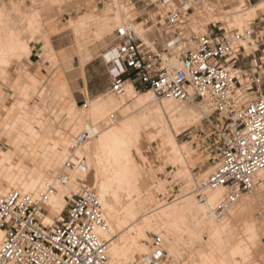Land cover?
Listing matches in <instances>:
<instances>
[{"label": "built area", "instance_id": "1", "mask_svg": "<svg viewBox=\"0 0 264 264\" xmlns=\"http://www.w3.org/2000/svg\"><path fill=\"white\" fill-rule=\"evenodd\" d=\"M173 1L175 7L156 22L169 37L162 52L155 48L157 40L141 39L133 24L115 31L118 44L108 59L110 91L123 95L130 83L134 90L151 91L156 99L206 104L217 115L206 137L215 169L194 194L201 201L205 191L225 189L214 210L220 219L256 188L257 175L264 170V20H254L253 25L261 27L252 25L246 31L214 24L197 35L190 33L191 8L185 9L183 0ZM158 2L168 7L166 0ZM248 92L255 100L246 99ZM86 138L82 133L75 142ZM74 166L71 159L65 164L67 169ZM50 191L46 187L36 196L11 190L0 196V231L5 233L0 264H108V243L97 233L105 222L96 190L83 185L59 219L45 226L42 217ZM162 244L160 236H153L151 253L135 264H169Z\"/></svg>", "mask_w": 264, "mask_h": 264}, {"label": "rangeland", "instance_id": "2", "mask_svg": "<svg viewBox=\"0 0 264 264\" xmlns=\"http://www.w3.org/2000/svg\"><path fill=\"white\" fill-rule=\"evenodd\" d=\"M158 1L159 0H0V28L3 34H9L11 32L17 36L19 41L26 42L30 47V52H32L34 48H41L42 53L39 52V55L50 63L51 69L49 75L53 76L58 72L59 65L54 56L49 54L50 45H47L49 42V24L55 21V35L67 36L68 39L77 46L79 52L86 50L92 45H104L105 47L106 45H115L117 43L115 31L128 24H133L135 28L137 27L138 34H141H139L140 38L146 41L147 39L145 38V35L151 30V28L146 29L144 26L142 29L141 25H139L142 22L141 16L143 13H149L152 17L160 14V16L163 17L166 10L175 7L174 5H171L170 7L163 9ZM131 3L135 7V13L129 12V14L124 17L126 19L124 22L119 19L117 25L106 30L99 29V26L95 24L94 21L100 19L106 12H108L110 18L118 19L120 4L126 5ZM252 7L254 6L246 4L244 0H194L193 6L190 7L193 11V14L190 16L192 21L190 24V33L197 35L205 34L207 31L211 30V26L214 24L227 31L249 30L252 27L254 20L259 17V12L257 13L258 10H256L255 14L250 12ZM261 8L264 9V5ZM77 18H80L79 21H82L81 25L77 27L79 30V32L77 31L78 33L70 24L71 20H76ZM84 23H86L85 25L87 26H85ZM43 41H47V44H43ZM252 47L255 48L254 45H252ZM30 55L31 54L25 56L20 61L12 63L11 65H0V150L3 149L12 154L13 164H21L26 170L33 167L35 169L34 175L36 177L42 172V185L36 189V191L40 192L43 189L45 190L46 187L51 186V188H53V182L55 183V188H58V185L61 184L58 182H63L64 177L69 175L70 172L64 169V160L57 167L54 164L50 166L48 162L43 160L41 158V152L35 149L34 144L29 141V136H22L28 140L27 142L22 140L20 143L18 142L19 138H17V131L21 129L20 125H24L25 116L28 114L27 110L31 111L34 107L40 108L41 111L28 114L27 120L29 122L38 121L40 123V133L42 130H45L50 134V137L53 138L54 141L59 140L62 144L64 139L67 145L70 144V147L68 146L66 151L69 156L66 154V157L71 158L73 155V159H71L74 162V158L78 161L81 160L79 155H75L78 151L77 149H81L84 143L92 142L98 137V135H93L92 133V135L86 139L87 141L85 140V142L77 144L75 142L76 137L84 133L87 126H90L92 129L95 128L98 133H101L107 129L106 127L116 125L119 121L117 113L126 110V108H131L135 100L140 96H143V94L147 93L149 90L137 88L134 90L133 98L116 95L112 92L107 93L101 98L113 103L115 107L118 108V111L115 107V111L111 108V111L108 114L106 113L101 119L100 117L99 119L96 117L93 121L91 119H86V122V120L84 119L83 121L82 118L83 106L77 107V111H74L71 117L68 116L65 109L64 111L55 109L53 106L55 99H52L50 93L42 83V76L32 75L36 82L33 84L31 80H25L27 84H31L26 85L23 88L10 84L16 80L18 86V78L23 77L24 72L27 74L29 70H32V68H30ZM244 85L245 87H249V84ZM128 88L129 87L126 88L125 86L126 93ZM40 92H42L41 96ZM245 96L248 101H253L256 98L255 94H251V92L245 93ZM152 97L154 98L153 95ZM165 100L167 101V99L154 98L157 105H161ZM155 102L154 104H156ZM173 102H181L187 106H192L201 114L196 122L194 121L193 123L186 125V127L183 126L184 128L180 135L176 136L177 144L184 146L185 162L183 163V167L186 168L184 169L186 170V173L183 174V171L178 166L172 164L167 165V149L162 147L159 144V141L149 143L144 139L141 142V151L147 159V162H142V159L135 155L137 162L143 169V172H141L139 189L143 193L149 189L151 194V199L149 197L146 198L143 214L155 209L156 206L170 205L180 202L177 201V198H179L183 192L187 193V191H189L188 193L190 194V191L194 190L193 188H195V184L206 179L215 169L214 160L212 159L210 163H207L204 168L202 167L200 169L195 168V160H198L203 155L200 145L201 143H207L208 140L206 137L210 132L209 122L217 121V115L213 113L210 107L200 102L188 103L175 100ZM18 103L20 105H18ZM16 104L17 106H15L12 113L10 107ZM132 110L133 109L128 112L131 113ZM163 112L165 111L162 110V113ZM9 114H12L13 117L19 115L16 120L20 125L14 131L4 128ZM109 115L112 118H110ZM163 115L167 116L166 113H163ZM94 121L95 123H93ZM46 126L51 128L47 131ZM198 133H201V136L198 137ZM71 144L73 146H71ZM72 147L75 150L72 151ZM74 164L76 165L75 162ZM82 164H84L83 161ZM88 166V168H83L82 171H80L79 178L81 184L78 188L72 189L67 193V197H69L68 203L71 197L76 194L83 185L91 187L94 177L92 170L89 169L91 165L89 164ZM46 167L49 169H46ZM178 168L180 170H178ZM42 170H45V173ZM188 171L190 172L188 173ZM189 175L192 176L190 177ZM263 176L264 174L260 177L258 176L256 188L240 199H254L255 205L251 211V215L253 216L251 222H253V226L258 227L260 235L258 236L257 246L251 257L249 252L246 251L247 249L245 250L247 247L243 244V230L241 221L238 219L230 242L233 246L237 245L236 259L239 264H264V186L262 185L263 181L261 179ZM189 184L193 185H191L192 188H190L191 186L188 188L185 187L189 186ZM3 185L4 182L0 180V187ZM152 187H154V190ZM184 188H187V190ZM189 194V199H196L195 195ZM193 199L192 201L195 204L196 202H194ZM175 200L177 202H175ZM68 203L62 204L61 213L66 211ZM195 206H197V204H195ZM233 211L237 212L238 209L235 208ZM191 212L193 214L189 216L188 219L189 230L185 235L186 237L181 238L172 230L165 231L161 229L162 231H159L160 229H154L155 231L153 232L156 233L145 231L146 239L143 241V244L147 246L148 251L143 255L151 253V240L153 236L158 235L163 241L162 247L166 252L167 263L190 264L191 262H195V264H203L199 256L202 254L207 256L211 254L214 251L215 243L211 237L209 222L206 221L203 222V224H200L202 216L195 211L194 207H192ZM227 214L228 216L225 217V220L223 218L220 222L213 221H215V223H223L230 218L229 213ZM44 215H51L52 221L54 219L55 221L59 219L58 216L49 211L48 207H45ZM140 216L141 214L138 215V219L135 221L130 220L128 224H138ZM128 249L129 248L127 247L125 248L126 251ZM170 250H177V254L171 256L169 252ZM110 254L111 252L109 251V255ZM139 257L136 256L133 260L132 254L127 253L123 260H116L111 263L135 264L142 260V257L144 256ZM109 258L111 259V255L108 259Z\"/></svg>", "mask_w": 264, "mask_h": 264}, {"label": "bare ground", "instance_id": "3", "mask_svg": "<svg viewBox=\"0 0 264 264\" xmlns=\"http://www.w3.org/2000/svg\"><path fill=\"white\" fill-rule=\"evenodd\" d=\"M166 1L169 3L168 7L175 3L173 0ZM183 3L185 9L190 8L193 6L194 0H183ZM263 5L264 3H260L252 7L250 12L255 14L256 10L261 9ZM129 12L135 13V7L132 3L126 5L120 4L118 19L110 18L108 12H106L100 19L95 18L96 21L94 22L99 26V29L106 30L117 25L119 19L124 22L126 20L124 17L127 16ZM79 19L80 18L70 21L71 27H74L76 32H79L77 27L81 25L82 22L79 21ZM85 24L86 23H84V25ZM141 28L143 29V26H141ZM135 29L138 28L136 27ZM29 53V45L26 42L19 41L17 36L11 32L9 34H3L0 28V65L8 66L12 63H16L25 56H28ZM111 56H113V53L109 51L106 53L105 58L108 60ZM172 64L173 66H178L176 62ZM240 81L242 82V80ZM125 86L129 88L126 93L124 87L123 96L133 98V86L130 83H126ZM151 93V91H148L143 94V96L137 98L131 108H126V110L117 113V118L119 120H117L118 125L116 123V125H107V129L101 133H98L95 128L92 129L90 126H87L84 130V133L87 134V138H89L92 133L93 135H98V137L92 142L84 143V145L82 144L83 146L81 149H77L78 151L75 155L80 156L81 162H78L74 158L76 165L73 169L65 168L66 162L73 157V155L71 158L66 157V151L68 146L70 147V144L67 145L65 140H63L62 144L56 143L45 130H42V132H44L40 133V123L38 121L29 122L27 120L28 114L25 116L24 125H20L17 122L16 119L19 115L13 117L12 114H9L4 128L14 131L20 125L21 129L17 131V138H19L18 142L20 143L21 140L27 142L28 140L22 136H29V141L34 144L35 149L41 152V158L48 162L50 166L54 164L57 167L64 160V169L68 170L70 174L64 177L63 182H58L61 183L58 185V188H55V183L53 182V188H51V186L49 187L51 191L47 195L46 200V206L49 208V211L58 217H60L62 212V203L65 201L64 196L71 191V188H78L81 184L79 178L80 171H82L83 168H88L89 164L91 165L89 169L92 170L94 178L90 188L96 190V194L102 206V214L105 222V228H98L97 233L101 239L108 243L107 256L110 251L112 259H108V264H112L113 261L116 260H123L127 253L132 254L133 260L136 256L145 257L149 255H143L148 251L147 246L143 244V241L146 239L145 231L153 232L157 229H160L159 231H162L161 229L165 231L172 230L177 236L181 238L186 237L185 235L189 230L188 219L189 216L193 214L191 212L192 207L202 216L200 224L206 221L209 222L211 237L215 243L214 251L211 254L208 256L203 254L199 256L203 264H239L236 259L237 245L233 246L230 242L238 219L241 221L242 225V235L244 236L243 244L247 247L245 250L247 249L246 251H248L249 255L252 257L253 251L257 246L258 236L260 235L258 227L253 226V222H251L253 217L251 211L255 205L254 199L246 200L248 199L246 198L240 200L242 196L228 209L227 213H229L230 218L223 223H215V221L220 222L223 218L225 220V217L228 216L227 213V215L225 214L220 219L214 215L217 204L226 194V190L222 188L205 191L201 201H199L196 196L195 200L193 198L189 199V191H187V193L183 192L182 195L177 198V201L180 202L175 200L177 203L156 206L155 209L143 214L146 198L149 197L151 199V194L149 189L144 191V193L139 189V182L143 169L137 162L135 155L139 156L142 162H147V159L141 151V142L144 139L149 143L159 141V144L167 149V165L172 164L180 167L184 174L186 173V170H184L186 168L183 167V163L185 162L184 146L177 144L176 136L180 135L186 125L194 121L196 122V120L200 118L199 115H201L196 108L187 106L181 102H173L174 100L172 101L170 99H167V101L165 100L161 105H157L154 101L155 97L153 98V93L152 95ZM153 101L156 104H154ZM18 105L20 104L18 103ZM15 106H17V104L10 107L12 113ZM85 106L82 112L83 121L84 119H91L93 121L96 117H98V119L100 117L101 119V117H104L106 113L108 114L111 111V108L114 109V111L115 108H117L113 103L108 100H103L102 98L91 101ZM131 109H133L132 112H128ZM162 110L165 111L163 113H166L167 116L163 115ZM66 111L68 116L71 117L72 113L77 111V108L68 107ZM109 117L112 118L110 115ZM93 123H95V121ZM71 146L73 145L71 144ZM12 159L13 156L10 152L3 149L0 150V180L4 182V185L0 187V196L7 194L11 190H17L25 194H33L36 196L40 192H43L44 189L40 192L36 191V189L42 185V172L36 177L33 167L26 170L21 164H13ZM82 161L84 164H82ZM180 169L178 168V170ZM189 172L190 171H188V173ZM262 174H264V170L257 175V179L258 176L260 177ZM189 176L191 177L192 175ZM261 179L263 181L262 185L264 186V176ZM202 181L195 184V188L198 187ZM191 185L192 184H189V186L185 187L188 188ZM192 186L190 188H192ZM187 188L184 189L187 190ZM152 189L154 190V187H152ZM190 192L191 195H195L194 190ZM192 199L196 202L195 204H197V206H195ZM235 208L238 209L237 212L233 211ZM139 214H141V216L139 217L138 224H128L130 220L135 221L138 219ZM51 219V215H43L42 222L45 226L53 225L55 219L53 221ZM4 236L5 233L0 231V245L4 240ZM126 247L129 248L127 251L125 250ZM169 252L171 256L177 254V250H170ZM144 257H142V259ZM190 264H195V262H191Z\"/></svg>", "mask_w": 264, "mask_h": 264}, {"label": "crops", "instance_id": "4", "mask_svg": "<svg viewBox=\"0 0 264 264\" xmlns=\"http://www.w3.org/2000/svg\"><path fill=\"white\" fill-rule=\"evenodd\" d=\"M244 1L250 6L264 3V0ZM258 12L259 17L255 20L260 18L264 20V9L261 8L257 13ZM160 18H162L160 14L152 17L149 13H143L141 16L142 22L139 24L141 26L145 25L146 29L151 28V30L146 33L145 38L148 41L157 40L155 48L158 52L163 51L165 43L169 40V37L163 33V28L156 26V22ZM253 27L258 28L261 27V25L254 23ZM48 32L49 42L47 44V41H43V44L50 45L49 54L53 55L57 61L59 65L58 72L53 76H50V63L39 55V52L42 53L41 48H34L32 52L29 53L31 54L30 68H32V70H29L30 73L28 72L27 74L22 71L24 72V75L23 77L18 78V86L16 80L10 84L23 88L24 86L31 84H27L25 80H31L33 84L36 82L32 75L42 76V83L45 85L52 99H55L53 106L56 110L63 111L64 109H68V107L77 108L83 106L82 108L84 109L86 107L85 105L89 102L97 100L111 92L110 89L113 77L110 69L111 67L108 60L105 58V55L108 50L110 51L117 46V37V43L115 45H106V47L104 45H92L86 50L79 52L77 46L74 45L67 36L55 35V21L49 24ZM260 91L264 92V80L260 87ZM41 94L42 92H40V96ZM37 111H41L40 108L34 107L31 111L27 110V113L33 114ZM46 128L48 131L51 127L46 126ZM56 143L61 144L59 140H57ZM206 146L207 143H201L200 147L202 148L201 152L203 155L198 160H195V168H204L207 163H210L214 151H208ZM46 169L49 168L46 167ZM42 171L45 173V170ZM72 189L74 188H71V190ZM64 199L65 201L63 203H68L69 197H67V194L64 196Z\"/></svg>", "mask_w": 264, "mask_h": 264}]
</instances>
